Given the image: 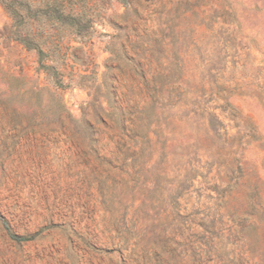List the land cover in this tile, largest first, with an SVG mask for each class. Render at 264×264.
<instances>
[{"label":"rangeland","instance_id":"obj_1","mask_svg":"<svg viewBox=\"0 0 264 264\" xmlns=\"http://www.w3.org/2000/svg\"><path fill=\"white\" fill-rule=\"evenodd\" d=\"M0 264H264V0H0Z\"/></svg>","mask_w":264,"mask_h":264},{"label":"trees","instance_id":"obj_2","mask_svg":"<svg viewBox=\"0 0 264 264\" xmlns=\"http://www.w3.org/2000/svg\"><path fill=\"white\" fill-rule=\"evenodd\" d=\"M13 237H15V236H13ZM17 239H19V238H17ZM21 239H23V238H21Z\"/></svg>","mask_w":264,"mask_h":264}]
</instances>
